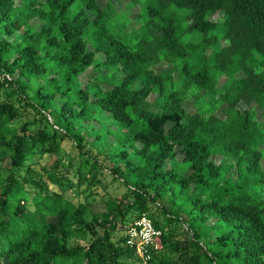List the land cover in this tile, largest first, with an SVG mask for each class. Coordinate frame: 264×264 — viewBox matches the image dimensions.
<instances>
[{"label": "trees", "instance_id": "1", "mask_svg": "<svg viewBox=\"0 0 264 264\" xmlns=\"http://www.w3.org/2000/svg\"><path fill=\"white\" fill-rule=\"evenodd\" d=\"M145 3L126 11L141 19L132 48L112 33L109 0H0V264H141L126 239L142 214L162 231L146 264H264V206L214 189L233 168L264 178V0ZM88 68L102 78L81 87ZM16 96L39 119L15 125ZM95 113L117 126L110 168L90 153L100 135L88 141L85 123ZM104 170L126 191L95 210ZM197 186L208 197L193 195ZM211 216L226 226L216 248L198 227Z\"/></svg>", "mask_w": 264, "mask_h": 264}, {"label": "rangeland", "instance_id": "2", "mask_svg": "<svg viewBox=\"0 0 264 264\" xmlns=\"http://www.w3.org/2000/svg\"><path fill=\"white\" fill-rule=\"evenodd\" d=\"M141 2V6L139 8L138 5H134L133 7H128L126 6L127 4V0H109V3H111L113 5V8L115 10L116 14L112 15V21H110V26L112 28V33H114L118 38H120L123 42H125L126 44H128L130 47L135 48V41H136V36L139 34L140 30H139V26H140V20L137 22L135 19L130 20L127 17L126 11H130V16L134 15L138 9L140 10V12H144L145 11V7L144 5L146 4V0H140ZM148 1V0H147ZM151 0H149L150 2ZM17 2H19V0H17ZM130 3V0H129ZM145 3V4H144ZM119 14V15H117ZM214 18L217 17V15L213 16ZM124 21V22H123ZM95 69L94 68H88L84 74L79 76V82L81 87H84L86 81L88 80V78H92L93 76L96 77L97 79H101L102 77L98 74H94ZM112 74V71L110 73H108L105 76V79L109 78ZM53 75V73L50 74V76ZM121 78V73H118L115 75V79L114 82H118ZM39 83H44V79L43 80H34L32 82V88H35L36 85H38ZM72 86H74V82L71 83ZM16 98V104L19 105L22 101L20 99H18V96L14 97V99ZM152 98V97H151ZM56 103L59 105L60 101L56 98L55 99ZM54 106H50L48 107V109L46 110V113H48L49 111H51V116L56 119V114L53 111ZM19 111H20V116L15 120L14 124L15 125H19L20 123L26 121V120H34V119H39V114L33 110L31 107L24 105V103H22V106L19 105ZM94 117H97V120H91V123H85L86 125H88V131L90 132V135L87 136V140L91 141L94 138L95 133H99L100 135V140H99V144L95 147L90 148V153L94 154L97 156V158L102 161L105 166H107V168L112 167L113 162H114V157L110 156V152H113L115 149L118 148L117 144H113L115 136H116V124H113L111 122V120L109 118H104V117H100L99 114L95 113ZM257 117L259 118L260 121V125H264V113H261V110L257 109ZM45 124V122L42 120L41 121V126H43ZM45 126V125H44ZM108 129L112 130V133L109 134ZM110 137V138H109ZM112 139V143L111 146L108 145L107 143H105V141ZM108 142V141H107ZM64 145V147L66 148V150H71V148L73 149L74 146L71 144V142L69 140H66L62 143ZM98 146L100 147V151L98 150ZM86 148H89V146H87ZM75 149V148H74ZM71 156L73 157L71 160V163L74 165L73 167L75 168L76 163H77V157H78V151L73 150L72 152H70ZM262 153H263V160H262V167L264 168V142L262 144ZM130 159L132 161H138V157L133 155V152H131V154L129 155ZM218 158L217 157V162H218ZM228 159H226L227 161ZM123 160L120 159L121 164L123 165ZM229 161V160H228ZM5 162L7 163V161L5 160ZM178 169L179 171H183L185 169V166L183 164H178ZM124 173L129 177L133 179V176L129 174V172L127 170L124 171ZM230 175V181L229 182H225L223 179H221L220 184H218V187H215V191H221L224 194L223 197V201H226L227 199H238L239 197L241 198V200L244 201H254L259 205L264 206V178L263 180H258V181H254L252 178L254 176H257L258 173L255 172H243L241 177L238 176V174L234 171V168L231 169L229 171ZM226 175V176H228ZM102 180L104 181V185L105 187H101L98 188V194L95 195V202L93 204V208L95 210H99L103 208L102 205V201L104 199H107L109 197L112 196H121L125 191L126 188L123 185V183L121 182L120 179L118 178H113L111 174L108 173L107 170H104V174L102 175ZM236 185L238 184L240 186V188L235 191H227L226 188L230 185ZM227 191V192H226ZM210 192V187H203V186H197L194 190L191 191V193L193 195H201L203 197H208ZM67 195L70 196L74 201L77 200H82L83 198L80 195H77L76 190H71V191H67ZM176 203L179 205L180 204V198L175 199ZM159 202V201H158ZM161 204L163 206H165L167 209L171 208L170 203L166 200V201H161ZM152 205V204H151ZM30 208H32V205H29ZM155 206H152V209H154ZM172 211L175 209V206L171 208ZM190 206L187 205L183 210H182V214L184 216L189 217V220H193L191 217V212H189ZM33 219L38 220V214L36 212L33 213V215L31 216ZM30 223V218L27 219ZM198 227L201 228L202 232H203V243H206L208 246H211L212 248H216V245L214 243H212V241L215 239V237L222 231H224L226 229V226L219 221L218 219H216L214 216H211L207 219L204 220V222L200 223L198 225ZM79 242L84 244L86 243V241L88 240V236H80L78 238Z\"/></svg>", "mask_w": 264, "mask_h": 264}, {"label": "built area", "instance_id": "3", "mask_svg": "<svg viewBox=\"0 0 264 264\" xmlns=\"http://www.w3.org/2000/svg\"><path fill=\"white\" fill-rule=\"evenodd\" d=\"M161 234V229L153 224L151 218L142 214L127 229L126 244L134 249L141 264H146L152 260L153 253L159 250Z\"/></svg>", "mask_w": 264, "mask_h": 264}]
</instances>
